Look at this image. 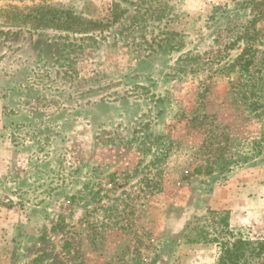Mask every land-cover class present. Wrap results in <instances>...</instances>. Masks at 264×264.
<instances>
[{
    "label": "rangeland",
    "instance_id": "obj_1",
    "mask_svg": "<svg viewBox=\"0 0 264 264\" xmlns=\"http://www.w3.org/2000/svg\"><path fill=\"white\" fill-rule=\"evenodd\" d=\"M40 5L108 26L0 18V264H219L193 240L224 217L264 240V0H0Z\"/></svg>",
    "mask_w": 264,
    "mask_h": 264
},
{
    "label": "trees",
    "instance_id": "obj_2",
    "mask_svg": "<svg viewBox=\"0 0 264 264\" xmlns=\"http://www.w3.org/2000/svg\"><path fill=\"white\" fill-rule=\"evenodd\" d=\"M0 18L6 23L29 26L35 30H54L74 35L91 34L108 26L103 22L80 16L69 8L48 5L23 8L10 6L7 9H0ZM218 223L222 226L220 238L209 240L200 234L193 242L200 243L202 240L219 242L221 245L219 264H246L249 259L261 260L264 264V240L249 241L235 236L227 217L221 218Z\"/></svg>",
    "mask_w": 264,
    "mask_h": 264
}]
</instances>
